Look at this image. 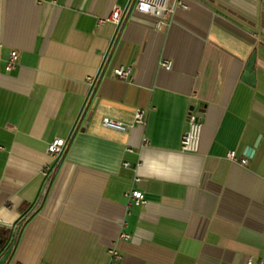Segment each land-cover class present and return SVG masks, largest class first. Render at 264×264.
Segmentation results:
<instances>
[{
  "label": "crops",
  "instance_id": "1",
  "mask_svg": "<svg viewBox=\"0 0 264 264\" xmlns=\"http://www.w3.org/2000/svg\"><path fill=\"white\" fill-rule=\"evenodd\" d=\"M133 2L0 0V224L18 230L43 195L0 264H107L112 244L116 264L264 256V0H184L159 28ZM128 65L131 80L111 74ZM191 107L195 153L179 149ZM131 188L146 205L128 204Z\"/></svg>",
  "mask_w": 264,
  "mask_h": 264
},
{
  "label": "built area",
  "instance_id": "2",
  "mask_svg": "<svg viewBox=\"0 0 264 264\" xmlns=\"http://www.w3.org/2000/svg\"><path fill=\"white\" fill-rule=\"evenodd\" d=\"M133 7L136 11L151 14L156 18L155 26L161 27L165 21V17L171 15L178 8H186V3L184 0H134ZM122 11L119 7L115 6L108 20L112 21L114 24L118 25L121 22ZM104 20L100 19L99 22ZM17 60V52L15 50L11 51L6 63V70L10 71L15 67ZM160 65L166 68L171 67L170 60H161ZM131 66H118L112 69L111 74L122 80H131ZM89 82H93V78H88ZM133 123L143 125L145 123V111L143 109H136L134 114ZM187 128L183 132L180 138L179 149L182 152L195 153L199 149L200 137L203 126V112L200 109H194L191 107L186 114ZM103 126L114 128L117 130H125L126 125L117 122L108 117L102 118ZM144 142L147 140L144 138ZM66 141L63 138H53L47 146V153L51 160L55 161L62 151L64 150ZM226 156L234 161H239L241 164L246 163V158H237L233 150H229ZM51 165L47 164L43 170L44 175H48L51 170ZM139 177L136 176L134 181H139ZM128 200L129 205H146L147 199L142 191L137 188H131L124 194ZM119 237L127 239L129 235L125 232H121ZM109 259L107 264H116L120 259V254L116 250L115 246L112 244L108 248ZM246 264H264V256L259 258L249 257Z\"/></svg>",
  "mask_w": 264,
  "mask_h": 264
},
{
  "label": "trees",
  "instance_id": "3",
  "mask_svg": "<svg viewBox=\"0 0 264 264\" xmlns=\"http://www.w3.org/2000/svg\"><path fill=\"white\" fill-rule=\"evenodd\" d=\"M65 150H66V147L64 148V150L62 151L60 156L54 161L52 168L46 177V188L50 184L52 177H53V175H54V173H55V171L59 165V161H60L63 153L65 152ZM42 200H43V195H42L39 203L37 204V206L33 209V211L29 212L28 214L22 215L21 221L18 225V230H15V228L11 229L10 227H8L6 225L0 224V252L7 250L9 248H13V246L16 242L19 230L39 210V208L41 207L40 205L42 203Z\"/></svg>",
  "mask_w": 264,
  "mask_h": 264
},
{
  "label": "water",
  "instance_id": "4",
  "mask_svg": "<svg viewBox=\"0 0 264 264\" xmlns=\"http://www.w3.org/2000/svg\"><path fill=\"white\" fill-rule=\"evenodd\" d=\"M252 63H253V56H252L251 60H250L249 63H248V69L252 66ZM251 151H252V148H248V149H247V153H248V154H249Z\"/></svg>",
  "mask_w": 264,
  "mask_h": 264
}]
</instances>
